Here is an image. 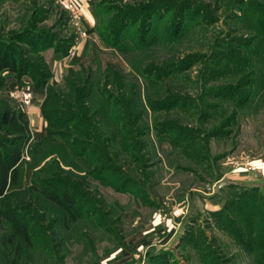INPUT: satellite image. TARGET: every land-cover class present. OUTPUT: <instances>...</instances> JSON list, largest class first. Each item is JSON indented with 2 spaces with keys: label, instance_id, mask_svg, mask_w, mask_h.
Masks as SVG:
<instances>
[{
  "label": "rangeland",
  "instance_id": "374dc122",
  "mask_svg": "<svg viewBox=\"0 0 264 264\" xmlns=\"http://www.w3.org/2000/svg\"><path fill=\"white\" fill-rule=\"evenodd\" d=\"M0 49L18 65L0 107L27 120L10 200L29 231L0 220V264H264V0H88L79 19L0 0ZM41 89L85 105L52 107L73 119L40 143ZM31 178L66 183L77 211Z\"/></svg>",
  "mask_w": 264,
  "mask_h": 264
},
{
  "label": "trees",
  "instance_id": "16d2710c",
  "mask_svg": "<svg viewBox=\"0 0 264 264\" xmlns=\"http://www.w3.org/2000/svg\"><path fill=\"white\" fill-rule=\"evenodd\" d=\"M9 59L8 53L0 49V70L9 68L14 71L18 68V65L13 60L9 61ZM7 79L10 80V84L8 85L9 89L13 90L15 86H19V88L30 90L29 86L25 85L26 83L23 80L16 79L14 76L7 77ZM40 92V94L44 93L45 95L40 105V111L47 122L37 136L41 143L43 140L46 142L47 139L54 137L55 132L52 131L51 127L64 125L65 119H73V116L67 112L54 110L52 107L59 105L63 109L70 110L72 104L78 107H82L85 104L84 99L81 98L78 92H76L71 102H68L63 96L59 97L48 89L47 91L41 89ZM2 131L4 137L7 136V138H5L6 140H2L3 138L0 139V220L9 225L13 235L19 236L18 239L25 240L28 239V224L23 217L20 218L22 210H18L17 207L13 206L10 200L12 196L11 191L14 187H24L21 157L22 147L28 138L25 114L17 109L0 107V132ZM60 139L63 143L60 144L62 147H71L72 144L63 137V134L60 135ZM70 153L73 156L82 154L73 149L70 150ZM86 160L88 161L89 157H86ZM87 171L90 174H94L98 179H101L100 174H96V171H89L88 168ZM31 181V188L40 191L45 197L56 204L61 211L67 212L71 216L73 212L77 211L76 194L63 181H54L50 178L44 181L41 188L36 183L42 180L37 181L36 178H31Z\"/></svg>",
  "mask_w": 264,
  "mask_h": 264
},
{
  "label": "built area",
  "instance_id": "2783aa9c",
  "mask_svg": "<svg viewBox=\"0 0 264 264\" xmlns=\"http://www.w3.org/2000/svg\"><path fill=\"white\" fill-rule=\"evenodd\" d=\"M57 3L68 13L72 19H79L81 15V5L77 0H56ZM19 96L24 107H29L31 102V91L22 89L15 91Z\"/></svg>",
  "mask_w": 264,
  "mask_h": 264
},
{
  "label": "crops",
  "instance_id": "0c3cea01",
  "mask_svg": "<svg viewBox=\"0 0 264 264\" xmlns=\"http://www.w3.org/2000/svg\"><path fill=\"white\" fill-rule=\"evenodd\" d=\"M79 2V4L81 5V15L85 9V3L88 1V0H77Z\"/></svg>",
  "mask_w": 264,
  "mask_h": 264
},
{
  "label": "water",
  "instance_id": "95a60500",
  "mask_svg": "<svg viewBox=\"0 0 264 264\" xmlns=\"http://www.w3.org/2000/svg\"><path fill=\"white\" fill-rule=\"evenodd\" d=\"M224 184H225L224 182H221V183L218 184V187H220V186H222Z\"/></svg>",
  "mask_w": 264,
  "mask_h": 264
}]
</instances>
